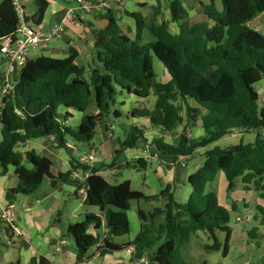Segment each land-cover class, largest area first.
<instances>
[{"label": "trees", "instance_id": "1", "mask_svg": "<svg viewBox=\"0 0 264 264\" xmlns=\"http://www.w3.org/2000/svg\"><path fill=\"white\" fill-rule=\"evenodd\" d=\"M36 1L39 5L37 15L25 21L39 26L47 3ZM220 1L222 10L217 8L215 0L202 5L208 22L189 26L188 12L182 2L170 0L171 18L179 24L178 33H173L166 23H148L139 13H125L136 24L133 39L122 32L109 9L105 15L98 16V19L110 21L107 28L101 30L94 23L89 25L94 48L98 51L89 80L84 77L85 68L77 64L79 52L74 48H70L65 59L40 56L28 60L17 70L13 76L14 89L2 96L0 113V164L3 173L12 166L20 181L17 189L7 192L8 202L29 196L46 178L55 188L70 177V174L54 177L48 159L33 152L22 156L15 150L19 144L50 136L56 137L60 147L65 149V137L79 144L91 143L101 121L118 118L112 107L120 92L145 98L154 87L157 96L154 109L135 111L132 116L149 118L154 127L165 132L176 129L185 118L188 122H202L204 135L199 139L190 140L182 135L177 146L161 139L154 140L153 144L163 155L191 156L225 136L264 129V108L259 105L255 89V85L264 80V35L249 26L264 14V0ZM154 10L157 18L158 8ZM17 25L13 0H3L0 3V42L14 36ZM145 30L156 39L154 42L143 43ZM154 57L171 77L167 84L154 82ZM92 103L97 113L84 115L77 131L63 125L68 114H61V109L83 114ZM143 138L144 132L132 127L115 155L133 148ZM25 160L31 164V169L24 166ZM74 163L73 170L90 171L85 183L78 184L77 188L85 186L86 203L105 213L107 227L114 237L130 233L127 212L132 202L159 200L165 203L151 214L140 212L143 229L130 244L134 249L131 264L142 260L155 247L149 263L189 264L180 249L199 232L213 239V245L206 249L215 252L221 248L215 232L225 233L223 254H228L229 212L219 205L214 193L206 192V185L214 182L222 172L229 191L234 189L237 178L245 185L260 186L264 176V135L258 133L253 144L240 143L226 150L208 151L201 168L189 177L192 193L183 204L175 201L169 188L148 197L133 191L128 181L110 185L89 166L79 162L74 166ZM262 195L264 197V193ZM92 223L98 229L102 222L98 217L88 216L86 221L69 228L78 263L84 262L88 251L99 243L88 233ZM124 248L107 240L103 244L105 250Z\"/></svg>", "mask_w": 264, "mask_h": 264}, {"label": "crops", "instance_id": "2", "mask_svg": "<svg viewBox=\"0 0 264 264\" xmlns=\"http://www.w3.org/2000/svg\"><path fill=\"white\" fill-rule=\"evenodd\" d=\"M2 1L0 0V3ZM18 1L23 7L26 19L32 20L39 10L37 1ZM44 1L47 3V8L43 21L39 25L40 30L45 33L56 25L64 24L66 33L61 39L53 42L48 49H41V55L35 58L29 57V60H34L40 56L65 59L69 56L70 48H74L79 52L77 64L83 67L82 62L90 60L98 54V51L94 48L95 43L89 25L91 23L96 25L97 22L100 24L99 21L102 19H98V16L105 14L94 11L89 12L81 9V6L97 3L98 0ZM110 1V9L118 20L122 32L132 39L135 37V29L132 30L131 26L125 23V19L128 18L125 13H139L147 20V16L151 13L154 14L156 8L159 11L158 16L165 15V21L158 19L156 23H166L173 33L179 32V24L172 22L169 9L170 0H166V6L164 0H127L121 4L114 3L113 0ZM182 4L188 12L189 26L199 24V20L208 22L206 15L202 12L198 15V22L192 23L197 14L190 11L183 2ZM200 5L202 7L204 3H200ZM217 8L222 10L218 6ZM74 17L77 20L72 23L71 20ZM142 38L144 44L156 40L147 30L143 32ZM7 70V62L0 56V113L2 106L1 88ZM159 73L163 75L164 79L162 81L158 80V74L155 72V80H157L156 82L154 80L155 83L167 84L170 82L171 77L164 66L159 67ZM255 89L259 94V105L264 108V80L257 83ZM156 101L157 96L154 87L151 94L145 98L127 92H120L116 103L112 107V112L117 113L118 118L101 121L95 130L91 143L79 144L73 139L65 137V149L60 147L56 137L50 136L31 139L15 148L16 152L22 156L33 152L48 159L51 162V174L54 177L61 174H70V177L65 182L58 183L55 188L52 187L51 180L46 178L32 194L16 198L13 203L17 205L16 225L20 234L14 236L0 220V264H131L133 247L130 244L141 234L143 229L140 212L151 214L154 209L163 208L165 203L159 200L154 202H132L127 212L131 228L130 233L125 237H114L107 227L105 213L82 201V196L77 190L78 183L73 180L72 174L74 172L83 174L84 172L73 170V162H76L74 163V166H76L77 162L81 163L82 156H87L89 159L86 165L91 170H95L110 185H119L128 181L133 191L140 192L148 197L157 196L164 189L169 188L175 201L183 204L188 201L192 193V189L188 184L189 177L201 168L205 161V154L215 148L229 149L238 145L237 140L243 143L245 139L244 135L246 133L238 132L196 150L191 156L163 155L153 144L154 140L161 139L169 145L177 146L182 135H186L190 140H195L204 135V130L201 121L188 122L185 113L183 114L184 122L171 132H165L161 128L154 127L149 118L132 116L135 111H152ZM60 113L63 115L68 114L63 125L77 131L83 116L96 114L97 110L95 104L92 103L88 111L83 114L66 109H61ZM132 127L142 130L144 138L139 139L133 148H126L115 155V152L120 148V142L128 137ZM262 130L250 132L256 133L257 136ZM24 166L27 169L32 167L27 160L24 161ZM223 175L224 173H219L216 181H222ZM19 183L14 168L8 166L5 173H3V167L0 164V216L9 203L6 199L7 192L17 189ZM214 183L216 182L206 185V192L213 193ZM261 185L256 189L264 190ZM256 194L255 191L252 195L255 196ZM244 207L247 208V205L244 204ZM231 209L236 210L235 204L231 205ZM259 210L264 217V209ZM88 216L101 219L102 223L98 229H95L93 223L88 229V233L97 238L99 243L88 251L84 262L78 263L75 242L69 228L72 225L86 221ZM250 220L249 216L247 221ZM256 231L257 233H261V231L264 233V223ZM106 240L119 246H125V248L120 251L105 250L103 244ZM155 249L156 247L148 251L143 259L149 261ZM135 264H141V260Z\"/></svg>", "mask_w": 264, "mask_h": 264}, {"label": "rangeland", "instance_id": "3", "mask_svg": "<svg viewBox=\"0 0 264 264\" xmlns=\"http://www.w3.org/2000/svg\"><path fill=\"white\" fill-rule=\"evenodd\" d=\"M185 6L197 14V17L192 21L198 22V15L202 14L200 3H209V0H181ZM216 5L221 9V1L215 0ZM165 6L167 1L164 0ZM158 19L165 21V15L157 18L153 13L147 16V22H157ZM200 21L198 23H203ZM125 23L135 29V21L129 18L125 19ZM249 26L264 35V14L259 15L254 19ZM125 29V26L123 27ZM126 31H128L126 29ZM41 49H32L29 53L30 58H35L41 55ZM97 62L96 56L82 62L85 68L84 77L86 80L90 78L91 68H94V63ZM154 70L158 74V80H163V75L159 73V67L162 63L154 57ZM6 69V68H5ZM4 69V70H5ZM157 80H155L156 82ZM264 135V129L261 132ZM243 145L252 144L255 141L256 133L248 132L244 135ZM238 144H240V141ZM217 180V179H216ZM213 187V193L216 195L218 203L229 212V227L231 229V238L229 242L228 254L224 256L223 248L225 245L226 234L215 232V236L219 241L221 248L219 251L207 250V246L213 245L214 241L206 233L199 232L192 236L188 244L180 249L183 259L189 264H264V233H257V229L264 223V217L260 213L261 208L264 209V193L263 189H256V185L251 183L245 185L241 178L235 180L234 189L229 191L227 181L223 175L222 181H216ZM264 188V176L259 182ZM258 188V187H257ZM257 192L255 196L252 194ZM235 204L236 210L231 209V205ZM247 205V208L244 207ZM250 216L251 220L247 221ZM240 218L242 222L237 221Z\"/></svg>", "mask_w": 264, "mask_h": 264}, {"label": "built area", "instance_id": "4", "mask_svg": "<svg viewBox=\"0 0 264 264\" xmlns=\"http://www.w3.org/2000/svg\"><path fill=\"white\" fill-rule=\"evenodd\" d=\"M114 3L121 4L127 0H113ZM14 10L18 17V25L14 36L4 39L0 42V56L8 64V70L3 79V87L1 88V96L8 94L14 89L13 76L17 70L23 68L29 60V53L32 49H48L50 45L61 39L65 33L66 28L64 24L56 25L47 32H42L39 26L31 23H27L24 15V10L18 0H13ZM111 8L110 0H98L97 3L83 4L81 9L89 12H97L100 14H106ZM75 18V17H74ZM72 21L75 22V18ZM78 18V17H77ZM89 157L82 156L81 163L86 165ZM90 176V171H86L83 174L74 172L72 174L73 180L78 184H84L87 178ZM78 193L82 196V201L86 202L87 189L85 186L77 188ZM16 209L15 203H8L3 209L0 220L7 226V228L13 233L14 236L20 234L16 225ZM237 221L241 222L240 218ZM134 252V249L132 253ZM135 264V263H134ZM141 264H149L148 260H141Z\"/></svg>", "mask_w": 264, "mask_h": 264}, {"label": "water", "instance_id": "5", "mask_svg": "<svg viewBox=\"0 0 264 264\" xmlns=\"http://www.w3.org/2000/svg\"><path fill=\"white\" fill-rule=\"evenodd\" d=\"M99 22H100V24L97 22L96 25H97V28L101 29V30L107 28L110 24V21L108 19H102ZM149 264H155V263L151 262Z\"/></svg>", "mask_w": 264, "mask_h": 264}]
</instances>
